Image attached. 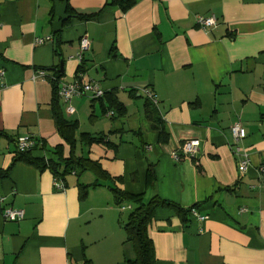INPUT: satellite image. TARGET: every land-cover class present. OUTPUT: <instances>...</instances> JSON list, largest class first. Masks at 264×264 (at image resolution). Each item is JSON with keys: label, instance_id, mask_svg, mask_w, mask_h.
Here are the masks:
<instances>
[{"label": "crops", "instance_id": "1", "mask_svg": "<svg viewBox=\"0 0 264 264\" xmlns=\"http://www.w3.org/2000/svg\"><path fill=\"white\" fill-rule=\"evenodd\" d=\"M66 2L99 14L72 16L56 35L54 0H0V172H8L0 177V264H131L124 224L132 205L110 187L197 209L198 217L155 209L154 264H264V0H137L126 12L106 0ZM211 15L216 25L201 28L197 17ZM82 36L90 47L80 64ZM79 68L83 82L96 81L122 108L105 95L58 96L63 116L77 123L75 155L101 168L71 173L60 189L49 169L15 160L16 142L35 137L36 159H57L58 146L69 154L52 84L34 75L58 71L67 84ZM234 123L247 134L245 172L231 149ZM82 133L106 141L88 145ZM188 139L200 140L198 152L174 160ZM79 184L90 186L83 197ZM5 208L24 216L6 219Z\"/></svg>", "mask_w": 264, "mask_h": 264}, {"label": "trees", "instance_id": "2", "mask_svg": "<svg viewBox=\"0 0 264 264\" xmlns=\"http://www.w3.org/2000/svg\"><path fill=\"white\" fill-rule=\"evenodd\" d=\"M136 1L137 0H106L105 6H116L122 12H126L136 4ZM67 11L74 14H70V17L75 16L76 18L84 21L96 18L99 14V12L93 14L76 13L68 4L66 8V12ZM70 17L64 22V24L68 22ZM59 32H57L56 35L59 34ZM78 71L83 72V69L79 68L76 72V75ZM52 75L54 76V80H51L50 83L53 87L51 105L54 113V121L60 135L70 147L69 154L64 156L63 148L61 146H58L56 150V154L58 156L57 159H36L30 155L31 150H28L25 152L16 151L15 160H22L34 165L41 170L46 168L49 169L55 179L62 182L63 187H65L64 181L66 180V177L71 173H81L91 167H95L96 170H101V168L97 162H94L89 158L79 157L75 155V129L77 127V123L76 121L68 120L63 116L58 98L59 79L61 77V73L56 71L55 74ZM105 98H107L110 104L118 110L122 108V105L116 100V97L114 95L106 94ZM147 102L148 105L151 104L149 101ZM151 112L153 113L154 111ZM155 127L159 130L160 140L165 141L167 139V134L162 124H156ZM80 138L88 145L92 143H105L106 141L103 135L91 136L89 133H82L80 135ZM7 174L8 172H0V177H6ZM152 175L153 170H150L149 176L151 177ZM98 184L99 183H93L91 186H97ZM89 187V185L79 184L80 197H83L87 194ZM110 188L115 194L117 200L126 199L132 205L124 224V230L126 232L127 240L132 242L135 250V258L131 261V264H154V248L152 240L150 239L148 234V225L154 217L155 209L158 206L167 205L175 208L178 213L184 215L188 214L190 210H183L175 203L167 200H162L157 197H153L147 202H144V195L142 194L131 195L123 192L117 187ZM84 264L92 263L89 260H86Z\"/></svg>", "mask_w": 264, "mask_h": 264}, {"label": "built area", "instance_id": "3", "mask_svg": "<svg viewBox=\"0 0 264 264\" xmlns=\"http://www.w3.org/2000/svg\"><path fill=\"white\" fill-rule=\"evenodd\" d=\"M217 19L214 15L208 16V17H197V23L200 25L201 28L207 29L208 27L216 25ZM51 40V37H45L35 38V43L41 44L45 41ZM90 47V41L87 38V36L80 37L79 41V51L76 55L77 60L82 63L84 59V53L89 49ZM0 74H2V70L0 69ZM83 72L78 71L77 75L75 76L74 81L70 83H63L59 85L58 88V95L64 99L65 102H68L72 97L74 96H81L86 95L89 96L92 99H99L102 98L105 94V91L99 86V84L96 81H87L83 82L81 80ZM43 78L47 79L51 82V80H54V76L47 75V71L45 69H38L34 75V78ZM149 97L153 99L152 94H149ZM154 102H156L155 99H153ZM68 112L72 114L74 112V109L69 106L67 108ZM108 115H113V111H109ZM231 132V149L233 154L238 158L237 167L240 172H245L250 164V158L249 154L246 151H243V148L240 146V143L246 138L247 134L245 131V128L240 123H234L230 127ZM38 140L31 136V135H23L20 136L17 139L16 142V151L17 152H25L28 150L33 149L37 144ZM200 146V140L199 139H188L185 140L182 145L179 147V149L172 153V157L174 160L178 161L185 157H192L196 155L198 152ZM56 186L60 189H63L62 183H56ZM2 198H0V201ZM125 207H122L124 209ZM190 214L192 216L198 217L197 209L190 208ZM3 216L6 219L11 220H21L24 216V213L20 209H13V208H5L3 210Z\"/></svg>", "mask_w": 264, "mask_h": 264}, {"label": "water", "instance_id": "4", "mask_svg": "<svg viewBox=\"0 0 264 264\" xmlns=\"http://www.w3.org/2000/svg\"><path fill=\"white\" fill-rule=\"evenodd\" d=\"M55 4V19L53 22V33L60 31L63 27V23L71 16L66 14L67 2L66 0L60 2L59 0H54Z\"/></svg>", "mask_w": 264, "mask_h": 264}]
</instances>
